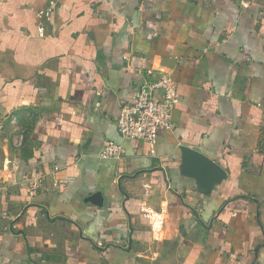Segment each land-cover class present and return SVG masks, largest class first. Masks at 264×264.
Returning a JSON list of instances; mask_svg holds the SVG:
<instances>
[{
  "label": "crops",
  "instance_id": "crops-1",
  "mask_svg": "<svg viewBox=\"0 0 264 264\" xmlns=\"http://www.w3.org/2000/svg\"><path fill=\"white\" fill-rule=\"evenodd\" d=\"M162 74L174 128L123 138ZM0 264H264V0H0Z\"/></svg>",
  "mask_w": 264,
  "mask_h": 264
},
{
  "label": "built area",
  "instance_id": "built-area-1",
  "mask_svg": "<svg viewBox=\"0 0 264 264\" xmlns=\"http://www.w3.org/2000/svg\"><path fill=\"white\" fill-rule=\"evenodd\" d=\"M179 99L178 84L171 75L162 74L158 78L145 79L135 91L132 101L122 104L120 108L116 119L119 133L123 138L155 148L159 132L171 130L175 126L173 116ZM102 154L104 157L120 159L122 148L109 142Z\"/></svg>",
  "mask_w": 264,
  "mask_h": 264
},
{
  "label": "water",
  "instance_id": "water-1",
  "mask_svg": "<svg viewBox=\"0 0 264 264\" xmlns=\"http://www.w3.org/2000/svg\"><path fill=\"white\" fill-rule=\"evenodd\" d=\"M180 150L182 152V172L196 180L199 192L210 194L217 184L227 178L225 169L205 153L187 146H181ZM88 201L102 207L104 205L103 192L93 193Z\"/></svg>",
  "mask_w": 264,
  "mask_h": 264
},
{
  "label": "rangeland",
  "instance_id": "rangeland-1",
  "mask_svg": "<svg viewBox=\"0 0 264 264\" xmlns=\"http://www.w3.org/2000/svg\"><path fill=\"white\" fill-rule=\"evenodd\" d=\"M21 137V136H20ZM19 140H20V138H19Z\"/></svg>",
  "mask_w": 264,
  "mask_h": 264
}]
</instances>
